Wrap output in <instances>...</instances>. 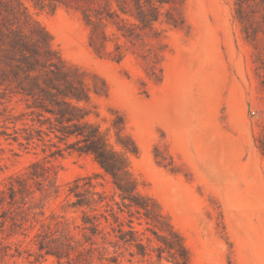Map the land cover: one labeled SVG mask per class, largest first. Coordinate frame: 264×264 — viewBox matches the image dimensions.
I'll use <instances>...</instances> for the list:
<instances>
[{"label":"rangeland","instance_id":"374dc122","mask_svg":"<svg viewBox=\"0 0 264 264\" xmlns=\"http://www.w3.org/2000/svg\"><path fill=\"white\" fill-rule=\"evenodd\" d=\"M47 59L88 94L78 106L147 216L20 92ZM173 253L264 264V0H0V264Z\"/></svg>","mask_w":264,"mask_h":264},{"label":"trees","instance_id":"16d2710c","mask_svg":"<svg viewBox=\"0 0 264 264\" xmlns=\"http://www.w3.org/2000/svg\"><path fill=\"white\" fill-rule=\"evenodd\" d=\"M33 54L35 55L34 52ZM45 64V69L41 71L38 66L28 63V67L23 70V78L27 85H22L20 92L26 97L38 99L43 104L41 106H47L48 103L51 107L46 108L56 121L69 123L70 125L56 128L55 130L59 134L55 133V135L59 139L75 137L77 139L76 142L71 143L69 148L79 154H91L94 160L111 176L113 184L120 191L122 200L128 198L129 203L127 205L135 206L137 210L143 209L144 214L147 216L149 209L133 199L138 197H136L134 188L129 189L131 181L124 161L119 154L107 147L98 127L86 121L87 114L83 108L78 106L80 102L88 100V94L82 88L73 85L66 71L61 69L56 63L47 59ZM60 78L65 79L67 84L60 86L57 83L60 82L57 81ZM74 121H77V123H74ZM80 141L83 142L82 145H72ZM80 188L76 180L70 192H73L77 197V204L89 206L87 198L80 197ZM129 231L133 232L131 229ZM128 240L130 239H126V241ZM179 249L183 253L186 252L182 244L179 245ZM173 256L175 263L181 264L175 253H173Z\"/></svg>","mask_w":264,"mask_h":264}]
</instances>
